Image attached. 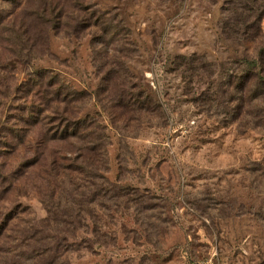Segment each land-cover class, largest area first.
<instances>
[{
  "label": "rangeland",
  "instance_id": "374dc122",
  "mask_svg": "<svg viewBox=\"0 0 264 264\" xmlns=\"http://www.w3.org/2000/svg\"><path fill=\"white\" fill-rule=\"evenodd\" d=\"M229 1L0 0V264H264Z\"/></svg>",
  "mask_w": 264,
  "mask_h": 264
},
{
  "label": "trees",
  "instance_id": "16d2710c",
  "mask_svg": "<svg viewBox=\"0 0 264 264\" xmlns=\"http://www.w3.org/2000/svg\"><path fill=\"white\" fill-rule=\"evenodd\" d=\"M228 4L230 7L225 10L227 19L222 26L221 34L228 40L255 44L254 57L243 61L249 67V75L244 76V88L249 89L253 79L264 82V76L261 75L264 67V35L260 28V21L264 19V0H230ZM104 14L107 15V12ZM136 96L129 95L126 104L134 107L131 102L136 100ZM257 96L259 95L254 92L250 93L252 100H255ZM138 103L139 101L135 102V104ZM142 108L143 104L140 103L139 109Z\"/></svg>",
  "mask_w": 264,
  "mask_h": 264
}]
</instances>
